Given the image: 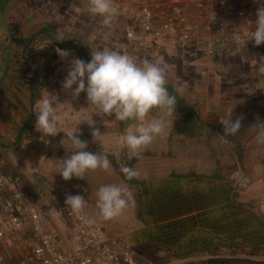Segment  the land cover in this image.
<instances>
[{"label": "crops", "instance_id": "1", "mask_svg": "<svg viewBox=\"0 0 264 264\" xmlns=\"http://www.w3.org/2000/svg\"><path fill=\"white\" fill-rule=\"evenodd\" d=\"M84 2L0 0V19L3 21L0 24V161L7 157L4 150L14 148L18 143L20 133L28 126L35 108L31 107L30 87L18 78L16 70L24 66L25 57L32 60L36 53L38 55L39 51L46 50L42 40L50 46L49 38L41 35L45 30L56 34L62 31L65 41L71 40L81 46L88 44L90 50L93 45L90 38L93 39L97 31L93 33L96 26L82 10ZM113 2L120 9V15L115 18L111 29L116 32L130 16L139 12L140 0ZM8 3L12 12L7 10ZM34 39L31 48L25 49L24 44ZM66 51L69 53L67 57L57 54L56 66L69 67V63L79 57L74 48ZM177 53L179 60L186 57L188 62L184 67H194L192 74L185 77L177 74L175 78L184 86L182 99L189 97V103L192 100L190 104L197 105L192 109L199 116L202 133L198 137L180 138L171 126L176 137L170 134L167 139L161 137L154 141L153 147L166 148L160 150L159 155L143 153V157L132 167L138 176L134 178V184L129 185L136 187V194H132L129 207L121 217V222L127 223V232L108 234L121 237L128 243L138 260L154 264H243L245 259L264 258L258 256L264 254V146L255 142L257 128L254 133L249 132L246 124L236 135L225 136L220 122L226 112L222 111V105L234 101L228 87L246 90L244 96L251 94V99L259 104L254 109L252 100L247 103V97L243 98L241 102L245 106L232 111L233 122L245 120L251 111L264 112V76L254 79L253 74L244 69L248 63L253 65L252 68L259 65L262 55L247 52L240 56L229 50L215 58L207 57L196 62V57L200 55L196 56L193 50L179 49ZM49 62V58L43 57L40 64L46 67ZM206 64L214 65L217 74L206 76L203 70L197 69ZM232 65L236 67L232 69ZM175 78L172 83L176 82ZM221 80V89L227 91L219 99L221 108L206 107V100L215 99L212 91ZM242 82L245 84L243 87ZM261 83L262 86H258ZM261 119L251 121L257 124ZM207 129L213 130L212 133L220 137L219 141L216 136L209 138ZM201 141H205L203 144L209 148L218 149L214 152L217 154L215 160L211 157L209 166L205 167L203 161H209V158L197 159L190 151ZM161 151L168 157L161 160ZM171 159L177 162L179 171L165 172ZM160 167L162 171H158ZM221 167L222 174L217 177ZM234 173H241L249 179L246 188L238 185L233 178ZM90 208L89 215L94 222H104L98 215V209L94 206ZM63 237L66 244L72 243L69 233H63Z\"/></svg>", "mask_w": 264, "mask_h": 264}, {"label": "built area", "instance_id": "2", "mask_svg": "<svg viewBox=\"0 0 264 264\" xmlns=\"http://www.w3.org/2000/svg\"><path fill=\"white\" fill-rule=\"evenodd\" d=\"M84 1L82 10L96 22L97 34L108 36L112 31L88 15ZM261 7L264 0H140L139 12L121 33L130 47L154 58L164 43L174 41L197 56L215 58L229 50L241 56L259 49L254 40L243 42L249 30L255 31ZM233 178L241 188L249 184L241 173ZM31 188L19 174L0 170V264H154L138 260L121 237L108 235L95 222L84 223L66 205L67 198L33 196ZM63 233L71 235V244Z\"/></svg>", "mask_w": 264, "mask_h": 264}, {"label": "clouds", "instance_id": "3", "mask_svg": "<svg viewBox=\"0 0 264 264\" xmlns=\"http://www.w3.org/2000/svg\"><path fill=\"white\" fill-rule=\"evenodd\" d=\"M86 11L90 17L98 18L105 30H111L115 18L120 15V9L113 0H87ZM65 38L62 31L54 36L58 41ZM248 40H254L256 46L264 44V7L257 10L255 31L247 32L244 45ZM56 52L62 58L69 55L66 50L59 48ZM258 72L264 75V63ZM173 78V67L160 58H138L119 47L108 46L91 50L88 62L79 58L72 60L62 87L70 90L73 97L85 93L88 109L92 113L114 115L113 121L130 124L131 127L120 137L119 142L132 157L140 158L155 140L167 134L175 118L178 97H183L185 89L176 78L173 84ZM232 111L233 107H229L223 119H220L225 136L236 135L241 127L239 119L232 121ZM35 124L45 137H54L60 132L65 134L62 143L70 155L55 161L56 173L65 181L83 179L97 171H112V162L107 154L87 150V142L76 135L77 126L71 130L62 127V116L53 96H44L38 101ZM255 126V142L258 146H264V122H258ZM97 134L95 132L94 137ZM120 171L127 179L138 176V172L128 166H122ZM95 198L99 217L104 221H112L125 214L132 194L126 184L113 183L101 185L95 192ZM65 203L84 223L94 222L85 213L87 201L84 196L69 195Z\"/></svg>", "mask_w": 264, "mask_h": 264}, {"label": "rangeland", "instance_id": "4", "mask_svg": "<svg viewBox=\"0 0 264 264\" xmlns=\"http://www.w3.org/2000/svg\"><path fill=\"white\" fill-rule=\"evenodd\" d=\"M7 10L10 12H12L13 10L10 8L9 3L7 4ZM2 23L3 21H1L0 19V24ZM94 24L96 26V22H94ZM123 28L124 26L123 27L121 26L118 31L108 33V36H102V35L99 36L97 33H95L96 29H94L93 33L95 34L92 33L93 39L90 38V41L91 43H93V45L91 46V49L86 54L88 57V60L90 61L91 59V50H95L96 48L102 49L103 47H108V46L119 47L122 50H126L129 53L137 56L138 58H148V59L154 58L146 54L142 49H140L137 46L130 47L123 39V36L121 33ZM41 43L45 44V47H46L45 49L47 50H50V46L52 47V44H50L49 40H48V44L50 45L49 47H47V43H45L43 40L41 41ZM179 45H180L179 41L164 43L163 51L158 58L164 60L167 64L173 67V72L175 76L177 74H181V76L185 77L186 75L192 74L194 67H188V68L184 67V65H186V63L188 62L186 60V57H184L185 55L182 56V58L184 57L183 59L179 60V58L177 57V54H178L177 51L179 50ZM80 46H81L80 44H77V45L75 44L73 46V48L75 49L76 53L79 56L78 57L79 59L81 56V53L79 52ZM148 46L150 47L151 45L149 44ZM87 47H88V44H87ZM47 50L39 51L38 55H44V53L48 54L49 51ZM170 50H172L173 52ZM35 55H37V53ZM254 55L255 56L262 55L260 56L261 59H259L261 63H259V65H256L254 68H252L253 65L251 63H248V67H245L244 69L245 70L248 69L249 73L253 74L254 79H257L256 77L258 76L260 77L259 79H261L262 76L264 75L259 74L258 69L260 65L264 63V44L259 45V49L254 52ZM76 58L77 57H75V59ZM206 58L207 57L200 55L196 57V62L197 61L199 62ZM49 59H52V58L49 57ZM50 62H52V60H50ZM64 62L65 61L62 60L61 63L64 64ZM69 64H71V62ZM51 65L54 66L53 67L54 72L52 76L46 80L45 87L43 89V97L48 96V95L53 96V99L58 107V111L60 112L62 116V127L64 129L71 130L77 126L78 131L76 135H84V136L87 135L88 136L91 134L92 136L91 141H88L87 144L89 145V149L93 150L92 152L105 153L108 156L112 157L114 161L121 167L128 166L129 162H131L133 157L131 153L127 150V148L121 146L119 141H120V137L123 134H125V132L131 127V125L128 123H121L118 121H113L115 119L114 115L108 116V115L98 114L95 112L92 113L91 109H88L89 102L86 98L85 93L82 92L78 97H73L72 92L70 90H64L62 87L63 82L71 66L69 65V67H63V68L58 67L56 66L57 62H54V65L53 63H51ZM234 67L236 66H233L232 69ZM197 69L201 71L203 70L206 76H209L210 74H213V73L217 74V72L215 71L214 65L206 64V65L199 66ZM173 80L174 78L172 79V82ZM175 83L176 82H174L173 84ZM244 85H245L244 82H242L241 87H243ZM258 86H262V83L259 84ZM73 87H75V85ZM221 87H222V80L220 81V84H218L215 91H212V93L215 95V99H213V101L212 100L205 101L206 107H209V108L217 107L218 109L219 107L221 108L219 99L222 98L221 96L223 92H227V91H223ZM228 90L229 92L233 94L232 96H234V101L227 103L225 105H222V108H221L222 111H226L229 107H233V109L244 107L245 103L241 101H243V98H246V97H247L246 99L248 100L247 103H249V101L252 100L251 102H253L254 109H257L259 104L256 103V101H253V99H251V96H250L251 94H246V96H244L246 90H242L237 87L235 88L228 87ZM253 95H255V93ZM188 98L186 97L185 99H182V98L178 99L175 118L172 124L170 125L167 134L163 136V138L167 139L170 136V134H172V137L177 136V134L174 133L173 129H171V126H174L177 119L180 118L178 107L179 108L181 107L183 109L182 113L184 115V118L185 116L189 117L190 115L191 120H195L194 115H196L197 124L188 123L187 125H182L184 126V128H187L188 131L194 129L196 131V132H192L194 134H198L197 131L198 130L201 131L203 129V127L200 125L201 122L198 123L199 116L192 109V108L195 109L197 105L194 103H193L194 105L190 104L192 103V100H190V103H189ZM37 104L38 102H36L35 105H32L31 103V107L32 106L33 108L35 107L34 110L32 111L33 114H31L32 117H35V119H36V112H37ZM247 115L248 116L245 118V120L241 121V126L247 124L246 126L249 132H253L256 129V126H255L256 123L251 120L261 117L262 119L259 122H264V112L259 113L258 111H251L247 113ZM95 132H98V134L94 137L93 134ZM212 132L213 130H210V129H207L206 131V133L210 134L208 137L209 138L211 137V139L214 136H216ZM58 136H64V137H62V139H57ZM183 136L184 135H178V137L180 138L189 137V136H186V137H183ZM196 137H198V135ZM216 137H217L216 138L217 141H219L220 137L219 136H216ZM64 138H65V134L63 132L58 133L54 137H51V136L45 137L43 133L37 130L36 126L34 128H31L28 126L25 128L24 131L20 133L19 141L14 146V148L4 150L8 158L6 157L3 160L1 159L0 170H1V167H3L4 170L10 173L16 172L17 174L25 178L26 188L28 185L30 184L32 185V188L29 190V192H30V195H33V196H44L46 198L51 196V194L55 196L58 195L61 198L62 197L67 198L69 195L84 196L85 200L87 201V207L85 210L88 212V214H90L89 212V209H91L90 207L94 206V208H96L95 192L101 185L113 184V183L126 184L131 194L133 193L136 194V191H135L136 187H132V185H129L124 179V177L115 169L113 165H112V171L110 173L97 171V172L88 174L83 179L72 178L71 180L65 181L59 173H56V162H55V161L66 159L70 155V152L62 143ZM187 141H190V140H187ZM201 142L202 143H200V145L193 146L194 151L193 149H191L190 151L197 159L200 157L209 158V161H207V159L203 161L204 162L203 167H205V165L209 166L211 157H212V160H215L214 157H216L217 154H215L214 152H215V149H216V152L218 151V149L213 146L209 148L208 146L203 144L205 141H201ZM157 144L159 145V142ZM153 145L154 144L148 147L143 153L149 152L152 154L156 153L154 155H159L158 154L159 151L166 148V147L160 148L158 146L153 147ZM172 148L174 149L173 145H172ZM181 150L184 151V148H181ZM160 154H161V158H160L161 160H163V158L165 157H168L162 151ZM182 158L184 157L182 156ZM165 169H166L165 172L169 170L179 171L178 164L175 160H172L171 162H169L167 165V168ZM203 169L207 170V168L206 169L203 168ZM159 170L162 171L163 168L160 167L158 171ZM192 171H194V168H192ZM217 174H218L217 177H219L222 174V167L218 168ZM235 174L236 173H234V175ZM104 223L108 224L110 228L106 227ZM99 224L101 225V228L103 229V231L107 234L115 233V235H117V234H123L127 232L126 231L127 228L125 227L127 223L121 222V217L115 220H112V221L99 222ZM259 254H263V253L259 252ZM258 256H264V254L258 255ZM243 264H264V258L260 257L258 258V260L255 259L254 257H253V260L245 259L243 260Z\"/></svg>", "mask_w": 264, "mask_h": 264}, {"label": "trees", "instance_id": "5", "mask_svg": "<svg viewBox=\"0 0 264 264\" xmlns=\"http://www.w3.org/2000/svg\"><path fill=\"white\" fill-rule=\"evenodd\" d=\"M47 31V32H46ZM41 35H46L49 38V42L50 44H52V47L50 46V50L49 53H44V55H36L32 60H30V58L25 57V62L23 63L24 66L18 68L16 70V73L18 74V78L22 79L26 85H28L30 87V91L32 93V105H35L36 102H38L42 97H43V89L45 87V83L46 80L48 78H50L54 72L53 67L51 66L52 62H56L57 60V52L56 49H61V50H69V49H73V46L75 45L74 41H58L54 39V36L56 35V33H52L51 31L45 30ZM43 38V37H42ZM36 39V38H35ZM35 39L28 44L29 40L24 44L25 49H29L31 48V46L35 43ZM78 43V42H77ZM27 46V47H26ZM49 47V46H47ZM84 48H85V52L84 53ZM45 51V50H44ZM88 47L87 44H85L84 46H80L79 48V52L81 53L80 59L84 60L85 62H88V57H87V52H88ZM43 57H50L52 59V62H49L48 65L46 67H42L41 66V60L43 59ZM179 99V98H178ZM178 112H179V116L180 118L177 119V121L175 122L174 125V131H176V133L180 134V135H184V136H189V137H196L197 135L199 136L201 131H197L198 134H194L192 132H196L194 129L188 131L187 128H184V126L182 125H187L188 123H192V124H197V120H196V115H194L195 120H191L190 115L185 116L183 115V109L180 107H178ZM30 119L28 121V126L31 128H34L36 126L35 122L36 119L35 117H32V115H30ZM198 123H200V121H198ZM201 125V123H200ZM26 126V127H28ZM182 126V127H181ZM202 126V125H201ZM25 127V128H26ZM203 127V126H202ZM24 128V130H25ZM23 130V131H24ZM192 133V134H191ZM80 139L88 142L91 141V134L90 135H78ZM62 137L64 136H58L57 139H62ZM88 151H93L92 149H89V145H88ZM143 157V155L140 158H133L131 160V162L128 164V167L132 168L141 158ZM108 158L110 159V161L112 162V165L115 167V169L124 177V179L126 180V182L128 184H134V178L132 179H127L123 173H121L120 169L121 166L118 165L114 159L110 156H108ZM14 175H18L16 172H13ZM252 255H255L254 252H252Z\"/></svg>", "mask_w": 264, "mask_h": 264}, {"label": "water", "instance_id": "6", "mask_svg": "<svg viewBox=\"0 0 264 264\" xmlns=\"http://www.w3.org/2000/svg\"><path fill=\"white\" fill-rule=\"evenodd\" d=\"M84 52H85V49H84Z\"/></svg>", "mask_w": 264, "mask_h": 264}]
</instances>
